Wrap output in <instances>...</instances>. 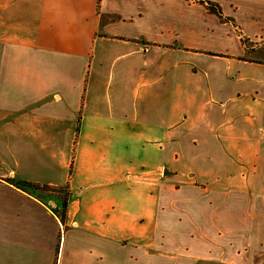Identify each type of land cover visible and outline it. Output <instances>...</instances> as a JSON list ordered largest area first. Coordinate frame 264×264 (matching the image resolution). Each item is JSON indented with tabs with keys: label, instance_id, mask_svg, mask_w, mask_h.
Wrapping results in <instances>:
<instances>
[{
	"label": "crops",
	"instance_id": "obj_1",
	"mask_svg": "<svg viewBox=\"0 0 264 264\" xmlns=\"http://www.w3.org/2000/svg\"><path fill=\"white\" fill-rule=\"evenodd\" d=\"M240 35L264 0H0V264H264Z\"/></svg>",
	"mask_w": 264,
	"mask_h": 264
},
{
	"label": "trees",
	"instance_id": "obj_2",
	"mask_svg": "<svg viewBox=\"0 0 264 264\" xmlns=\"http://www.w3.org/2000/svg\"><path fill=\"white\" fill-rule=\"evenodd\" d=\"M188 1H197V0H188ZM199 2V1H198ZM205 6L210 10L211 12L215 13L216 15L221 17V13L219 11V8L217 5L205 2ZM240 41L244 47V51L246 55H251L250 57L244 58V60L248 62H254V63H264V49L261 47L259 50H254V47H250V40L248 38H245L240 35ZM262 124L264 126V105H263V113H262ZM8 182L16 186L18 189L25 191V192H32L36 193V191H52L56 192L59 190H62L64 188H59V189H50L47 186H40L38 184H33V183H28L24 181H17L14 182L12 179H9ZM67 206V194H65L64 199L61 201V213H60V219L63 221L64 219V212Z\"/></svg>",
	"mask_w": 264,
	"mask_h": 264
},
{
	"label": "rangeland",
	"instance_id": "obj_3",
	"mask_svg": "<svg viewBox=\"0 0 264 264\" xmlns=\"http://www.w3.org/2000/svg\"><path fill=\"white\" fill-rule=\"evenodd\" d=\"M249 40H250V44L249 45H250V47L251 46L254 47L253 48L254 50H259V49H261V47H263V49H264V39L263 40L262 39H249ZM250 56L251 55H245V57H250ZM38 192L43 193V192H46V191L40 190ZM58 192H60L59 195L61 196V199L63 200L64 197H65V194H66V190L65 189H62V190H59Z\"/></svg>",
	"mask_w": 264,
	"mask_h": 264
},
{
	"label": "water",
	"instance_id": "obj_4",
	"mask_svg": "<svg viewBox=\"0 0 264 264\" xmlns=\"http://www.w3.org/2000/svg\"><path fill=\"white\" fill-rule=\"evenodd\" d=\"M165 171H166V170H164V172H163V175H164V176H165Z\"/></svg>",
	"mask_w": 264,
	"mask_h": 264
}]
</instances>
